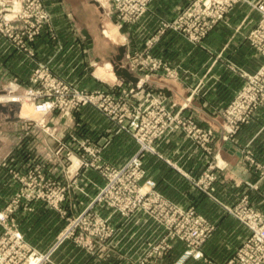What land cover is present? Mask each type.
Here are the masks:
<instances>
[{
  "label": "crops",
  "instance_id": "0c3cea01",
  "mask_svg": "<svg viewBox=\"0 0 264 264\" xmlns=\"http://www.w3.org/2000/svg\"><path fill=\"white\" fill-rule=\"evenodd\" d=\"M190 1L151 0L147 13L137 23L126 25L122 30L124 33L121 40L123 46L117 45L118 54L112 61V65L117 63L116 58L120 55V50H123L121 60L124 65L127 53L144 48L148 40L156 37L161 29V21L174 19ZM250 1L254 4L260 0ZM44 3L46 10L51 15V24L35 41L28 44L27 51L16 49L9 40L0 36V73L2 74L0 91L8 90L11 95L22 94L28 86L34 69L39 64L48 65L59 79L74 84L79 89L106 90L105 82L100 79L99 74L97 75L99 67L102 68V66L97 67L100 59L98 56H93L90 36L86 31H83L86 38V42L83 43L77 34L75 25L66 21L67 13L64 10L62 13L65 20H55L56 13L52 12L51 6L55 5L60 10L59 0H44ZM253 4L241 3L237 5L229 14L227 21L218 25L205 38L203 49L194 46L176 32H169L159 37L154 53L166 60L171 67L176 68L181 73V78L184 77L185 80L189 78V80L178 82L165 79L161 73L151 75L148 79H150V86L152 84L153 89L139 91L140 103L144 101L142 96L146 92L152 93L161 100V89L169 98L168 103L171 100L181 105L184 104L185 98L190 96L196 100L194 105L192 103L189 107L187 113L193 116L201 126L213 129L218 135L222 117L215 114L227 106L243 82L237 73L229 69L227 62L249 73H255L262 63L261 56L248 40L249 34L255 29L261 18ZM114 26L119 30L116 25ZM108 65L111 68L110 64ZM107 71L109 72L108 77L115 79V84L121 83L131 87H136L141 77L139 73L128 71L131 78L138 80L137 83H133L126 78L117 76L114 73V67L113 70L107 68ZM148 79L145 80L146 86ZM161 82L163 83L162 88ZM16 83L20 84L18 90L14 89ZM3 94L0 93V96ZM129 98L131 103L138 104V99H135L134 96ZM0 104H17V106L8 107L7 113L2 115L0 120V135L5 136L3 138L0 136V188H4V191L9 190L0 192V206L4 207L7 202L5 200L11 199L18 183L14 180L9 168L3 166L2 162L9 158H14L16 162H22L26 158L22 150H18L16 147L7 148L6 140L9 139V136H21L20 140L26 137L23 131L24 126L29 124L27 119H32L27 118V113H35L29 105L16 103L12 99ZM12 112L13 115H11ZM77 112L78 119H75L72 113L68 117L50 115L47 126H51L54 132L59 130L60 132L55 133V136L64 142H74L80 146L86 144L90 147L102 145L104 149L101 153V164L121 167L134 155L137 149L136 142L128 134L117 133L115 125L110 119L90 106L83 107ZM201 116L205 118V123L199 121ZM211 119H218L220 124L217 126ZM45 135L47 141H52L49 131ZM168 142L174 148L173 150H170L167 145L165 146ZM226 145L220 157L222 162L227 164L228 169L219 173V181L214 185L215 187H212L214 196L226 204L234 205L242 196L247 195L255 208L264 211V180L249 168L243 158L245 149H249L251 153L254 155L256 153V156H260L264 160V108L253 116L249 125L239 131L235 144H228L229 148H226ZM192 147L184 135L173 133L167 135L159 145L160 152L163 150L161 153L174 164L173 166L162 161L156 156L157 154L146 155L144 158L145 178L155 183V190L164 201H172L183 208L200 207L205 205L204 203H211V200L204 197L186 178L187 175L198 177L205 168L207 160L204 151ZM66 153L65 149L61 156L66 157ZM48 157L53 162L60 160L59 155L52 154ZM39 158L42 159V157ZM57 166L56 163L52 167L48 165L49 170L46 173L50 177L69 175ZM105 183V179L95 169H83L76 176L72 185V189L75 191L73 197L81 200L80 190L83 193L85 191L84 194L86 191L91 194L92 190L98 191ZM70 198L68 197V199ZM37 205L39 208L44 206L42 203ZM107 214H109L111 226L116 230V237L111 239L113 242L109 246L110 255L121 259L122 264H161V243L165 235L162 233L161 227L150 216L140 213L133 215L132 218H127L114 210H110ZM156 246L160 248L159 251L155 250ZM74 257V252L71 256L67 253V258ZM90 257L83 264L107 263Z\"/></svg>",
  "mask_w": 264,
  "mask_h": 264
},
{
  "label": "built area",
  "instance_id": "2783aa9c",
  "mask_svg": "<svg viewBox=\"0 0 264 264\" xmlns=\"http://www.w3.org/2000/svg\"><path fill=\"white\" fill-rule=\"evenodd\" d=\"M113 3L116 12L119 14V19L127 23L126 25H131L137 23L147 13L151 0H113ZM241 3L253 4L250 0H195L175 21H163L156 37L148 40L140 51L126 55L125 67L130 72L141 75L136 87L120 83L114 84L112 91L107 89L80 90L72 84L61 81L48 65L39 64L34 69L25 91L22 94L14 95L17 96V102H28L34 105L35 112L42 117L52 113H58L61 117H68L73 111H79L83 107L90 106L113 121L117 133H125L135 139L141 146L140 151L119 168L101 164L102 146L93 145L90 147L79 144L76 154L66 150L65 160L70 161V164L65 168L60 159L61 169L64 173L77 175L86 168L98 171L107 178L105 179L106 185L102 187L103 189L97 198L98 201H106V198H109L111 208L113 207L114 211L122 213L126 217L143 212L159 220L160 222H157L161 224L163 221L161 220V207L168 209L170 217H167L166 220L170 223L181 222L180 238L190 243L188 247L190 251H187L186 258L194 255L195 249L192 248L191 243L199 236H203L202 240L205 237H210L212 226L209 224L208 226L202 218L198 220L192 211L185 212L167 205L161 195L155 191L153 181L142 182L146 175L143 155L144 153H154V150H148L147 144L158 137H162L172 128L187 126L185 129H187L188 135L193 140L197 139L200 142L202 140L208 142L213 137V132L197 128L192 120L186 119L181 113L173 114L172 111L168 110L166 104H163L162 99L165 97L162 95L160 100L152 93L146 92L142 96L144 102L141 104L130 103L129 97L134 96L136 90L148 89L145 80L151 75L161 73V75L167 74L170 78L177 79V71L172 70L166 61L154 53L155 44L159 37L163 36L165 30H174L186 37L190 43L201 45L209 33L225 22L231 11ZM259 3L258 1L257 5ZM253 7L256 9V3L253 4ZM258 9L264 18V8L259 6ZM50 24L51 15L46 10L42 0H0V36L9 40L10 43L13 42V46L18 50L27 51L28 44L35 41ZM263 29L264 19L248 36L253 48L263 55L260 68L255 73H247L235 66H228L243 79V85L236 92L231 102L220 110L225 123L223 139L226 143L233 142L235 135L239 133L241 128L249 125L253 116L264 108V46L259 40ZM19 87L20 85L17 84L14 89L18 90ZM36 125H40L43 131L47 132L44 120H40ZM60 143L62 147L52 154L60 156L62 149H67L62 142ZM220 156V152H217L215 158H221ZM244 157L251 164H256L253 166L260 172V179H264V164L256 162L254 157L250 155L245 154ZM26 159L27 161L16 162L12 158L2 162L3 166L9 168L20 188L37 186L33 181L34 177L38 175L43 177V174L49 170L48 165L40 163L36 157L28 155ZM224 164L222 168L227 166L226 163ZM215 179L214 175L205 174L204 180L195 183V185L200 189L207 190V194L215 199L208 192L210 187H206ZM47 184L50 185L51 183ZM21 198L17 194L13 201L0 212V227L4 231L0 238V245L3 243L10 245V250L7 252L4 250L5 247H0V264H6L7 255L17 254L19 250L23 251L20 254V260L25 259L26 254L22 256V253L29 254L27 264H49L51 253L67 236H62L47 254L30 253L29 250H25L26 247L20 233L9 227L11 216ZM234 206L232 208L225 206V209L243 223L249 229L250 234L236 251L234 257L224 264H264V212L251 206L247 195L242 196ZM203 222L206 227L202 224ZM108 228L109 230L104 234L97 233L93 237L90 236V240L102 244L107 237H111L114 232L116 233V230L110 225ZM97 239H102V242H97ZM82 241L85 244L86 236L83 237ZM99 246L102 247V245ZM159 249V247L155 248L156 251ZM194 256L195 259L199 258L198 254ZM13 263L19 264L17 260ZM174 264H185V261L179 260Z\"/></svg>",
  "mask_w": 264,
  "mask_h": 264
},
{
  "label": "rangeland",
  "instance_id": "374dc122",
  "mask_svg": "<svg viewBox=\"0 0 264 264\" xmlns=\"http://www.w3.org/2000/svg\"><path fill=\"white\" fill-rule=\"evenodd\" d=\"M194 1L195 0H191L188 3V5H186L174 19L166 20V22L175 21L179 17V15L186 8H188L190 4ZM59 2H60L59 6L61 7L60 10L55 5L51 6V9H53L52 12L56 13L55 20L56 21L65 20L64 19L65 17L63 16L62 13V10H64L65 13H67L66 21L68 20L69 22L75 25V28L77 29V34H79V37L80 39H82L83 43L86 42V38L82 32L86 31V33L90 36V39L92 41L93 56L95 57L98 56L100 59V62L97 65V67L102 66V68L99 67L97 71V75L99 74L98 76L100 77V79L105 82V87L107 88V90L112 91L116 81L113 77H108L109 72L107 71V68L113 70L112 61L114 60L115 56L118 54L117 45H122L121 40H122V36L124 35L122 30L124 29L127 23H124L121 19H119V14L115 10V5L113 3V0H59ZM259 2L260 3L258 5L256 2V11H259L258 9L259 6L262 9L264 8V0H260ZM42 3L44 6H46L44 0H42ZM260 16H261L260 21L262 22L264 19L262 12L260 13ZM260 21L256 25L255 29L259 25ZM162 22L163 21H161V23ZM114 25H116V27H118L119 30H117ZM164 32L165 33L162 35L175 31L165 30ZM177 34L181 35L179 33ZM184 38L186 39V37ZM259 40H261L264 46V29L261 30V36ZM11 44L14 45L13 42H11ZM194 46L203 49L204 41L203 43H201V45H194ZM257 53L261 56V58L263 57V55L260 52ZM124 59L126 62V58ZM122 62L123 61L121 60V63ZM125 62L124 65L123 63L121 64V67L126 66ZM262 62H263V58H262ZM108 64H110L111 68H109ZM105 65L106 67H104ZM230 65L232 64L230 62H227V66ZM169 66L171 67L170 64ZM171 68L172 70L177 71L176 68L173 67ZM246 72L249 73L248 71ZM177 74H178L177 79L170 78V76H168L167 74L161 76H164L165 79H169L171 81L187 82L189 80V78H187L186 80L184 77L181 78V73H179L178 71ZM239 78L242 79L240 76ZM29 81L27 85H29ZM162 85L163 83L161 82V88ZM74 86L77 88L76 85ZM151 86H150V79H148L147 87L153 89ZM161 95L165 97V99L164 98L162 99L163 104H166L168 110L172 111L173 114L181 113L183 117H185L186 119L192 120L197 126V128L202 130H211L213 132V137L208 142H204L203 140L200 142L197 139L193 140L188 135L187 129H185L187 126L185 127L182 126L181 128L170 129L162 137H158L154 141H151L150 143L147 144L148 150L149 151L154 150V153H144L143 163L146 155H155V154H157L156 156H158L162 161L166 163L170 162V160L167 157H165L163 153H161L163 151L162 149H161L162 151L160 152L159 145L167 135L173 133L184 135L187 138V140L190 142L191 147L193 146L192 148L196 150L198 149L204 151L203 153H205V155L207 156L205 168L198 175V177H190L187 175L186 178L189 179L191 184L195 188H197L203 194L204 197L209 198L211 200V203H204L205 205L200 207L193 206V207L183 208L181 206L174 204L172 201L165 200V202L167 203V205H171L182 211L185 212L192 211L194 216L198 220H200L199 218H202L207 223V225L209 224L212 226L210 237L208 238L205 237L202 240L203 236H199V238H196L195 241L191 243L192 248L195 249L194 255L198 254L199 257L198 259H195L194 255L193 256L190 255L188 258H186L187 251H190V249L188 248L190 243L185 239L183 240L182 238H180L181 233L179 229L182 223L179 221L170 223V221L166 220L167 217H170L169 216L170 211L168 209H165L164 207H161V220H163L161 221V224L158 223L160 222L159 220L155 219L154 217H151L158 224V226L161 227L162 233L165 235V238L161 243V264H174L176 261L179 260L185 261V264H224L225 262L229 261L234 257L236 251L240 248V246L244 243V241L248 238L250 234L249 229L225 209V206L232 208L234 205L226 204L223 202V200L217 199L212 191V187H215L214 185L219 181L218 180L219 173H223L228 169L227 166L222 168L225 164L222 162L221 158L216 159L215 155L217 154V152L223 154L226 144L227 145L228 143L231 145L235 144L237 142L238 134L235 135L233 142L226 143V141L223 139V134H225V123L220 111H218V113L216 112L215 115H219L222 117L221 124L219 123L220 121L218 119H211L214 120L217 126L220 124V130L218 132V135H216L213 129L201 126L199 123L195 121L193 116L187 113L189 107L192 105V103L194 105V101L196 99L187 96L185 98V101L183 102L184 104L179 105L171 100L168 103L169 98L163 93L162 89H161ZM2 96L6 97L7 99H13V98L17 99V96L10 95V92L8 90L5 91ZM134 98L138 99V104H141L140 103L141 99L138 94H135ZM233 98L234 96L230 99L228 104L231 102ZM16 103L22 105L23 104L29 105L35 114L27 113V118H32V119H27L29 124H27V126H24L23 131L26 136L24 137L25 139L23 138L20 140L21 136L18 135L13 137L9 136V139L6 140L7 148L16 147L18 150L23 151V155L25 157H28V155H31L32 157H36L40 163L49 165V167H52V165L56 163L58 165L57 167L61 169L62 166H60L59 163L60 160L58 162H53L49 159L48 156L52 155L53 152H56L62 147L60 142H62L65 145V147L67 148L66 150H69L75 154L77 153V149L79 148L78 147L79 145L74 142H64L61 138L55 136V133L60 132L59 130L54 132V129L51 128V126H47L48 118H50V115L60 116V114L52 113L42 117L35 112L34 105H32L31 103L28 102H16ZM77 111L78 110L72 112V116H74L75 119H78ZM40 120H44V123H46L45 126L47 128V132L49 131V137L52 139V141H47L45 135L46 132L43 131L40 125L39 126L36 125V123H39ZM199 121L205 123V118L201 116L199 118ZM2 135H0L2 138L5 137ZM84 145L87 146L86 144ZM136 145H137V149L134 155H136L141 149V146L140 144H138V142H136ZM166 145L167 147H169L170 150L174 149L171 147V144H169V142L165 144V146ZM101 146L102 145H99V147ZM62 150L65 151L64 149ZM245 154L254 157L253 159L256 162H261V163L264 162V160L260 156L259 157L256 156V153L254 155L253 153L250 152L249 149H245L244 155ZM39 157H42V159ZM243 158L245 157L243 156ZM10 159L12 158H9L8 160ZM60 159L63 161V166L67 168V166L70 164V161L65 160V157L61 155H60ZM23 160L27 161L26 158H24ZM245 160L251 170H253L257 174H260V172L257 171L253 166L256 165L255 163L251 164V162L248 159ZM104 165L110 166L109 164H104ZM170 165H174V164L171 163ZM205 174H212L216 178L209 186H206L207 188L210 187L208 192H210L215 199H212L207 194V190H205L204 188L200 189L195 185V183L204 180ZM78 175L75 173L74 174L69 173V175H60L56 177H50L48 173H44L43 177L38 175L33 179V181L37 186H25L23 188L17 186L15 193L13 194L11 199L5 200L7 202L4 207L2 206L3 208L0 206V212L3 211L6 208V206H8L13 201V199L16 197L17 194L22 197L18 206L15 207L16 210L11 216V222L9 227L13 231L20 233L23 244L26 247L25 250H29L30 253H39L43 255L47 254V252H49L50 249L53 248V246L58 242V240L62 236L64 235L67 236V238L64 239L59 244V246L51 253V257L48 262L49 264H83L84 261H86V259H88L89 256L94 257L100 260L101 262L105 261L104 263L107 262L106 264H122L123 261H121V259H119L118 257H114L113 255H110L109 252V246L113 242L111 239L116 237L115 232L111 237H107L103 242L101 241L102 239L101 240L97 239V242H102V244L98 243L99 245H102V247H100L99 245L97 246V243L90 240L89 238L90 236L93 237L94 235H97V233L104 234L107 232V230H109L108 226L109 225L111 226V223L109 221V214H107V212H109L110 210L113 211V207L111 208V206L109 205L110 202L109 198H106V201L108 202L104 200H102L101 202L98 201L97 198L99 196L100 191L103 189L102 187L98 191L92 190L91 194H89L88 191H86V194H84L85 191L83 193V191L80 190V194L82 193L80 197L81 200L74 199L73 196L75 194V191H73L72 185L76 179V176ZM101 176L104 179H107L103 175ZM146 180L148 179L144 178L142 182H145ZM47 183H51V184L48 185ZM8 191H4V188L2 189L0 188V192H8ZM88 194H89V198H88ZM68 197L71 198L68 199ZM38 203H42L44 204V206H40L39 208L38 207L39 205H37ZM251 206L253 205L251 204ZM253 207L251 208L253 209ZM255 209L259 210L257 208ZM42 210L43 212H41ZM140 213L143 212H138L133 215H137ZM133 215L132 216L130 215L128 217L132 218ZM202 224L206 227L204 222ZM3 234L4 231L0 227V238L2 237ZM84 236H86L85 244H83L82 241ZM91 241L93 242L92 244ZM11 245H13V243H11ZM0 247H5L4 250L6 252L10 250L9 244L3 243L2 245H0ZM98 247L101 249H99ZM21 252L23 251L19 250V253L17 254L12 253L10 255H7L6 264H14L13 261L15 260H17L19 264H27V259L29 254L26 252L22 253V256L26 254L25 259L20 260ZM73 252L75 253V257L67 258V253H69V255L71 256Z\"/></svg>",
  "mask_w": 264,
  "mask_h": 264
},
{
  "label": "water",
  "instance_id": "95a60500",
  "mask_svg": "<svg viewBox=\"0 0 264 264\" xmlns=\"http://www.w3.org/2000/svg\"><path fill=\"white\" fill-rule=\"evenodd\" d=\"M97 4V3H96ZM90 42V40H89ZM122 51L120 50V55L116 58L117 59V63H113V67H114V73L119 76V77H123L126 78L129 81H132L133 83H135L137 81V79L131 78L130 73L128 72L127 68L121 67V59H122ZM2 76V74L0 73V77ZM0 93H4V91H0ZM8 105V106H7ZM7 105H3L0 104V117L2 115H5L7 113V109L8 107H14L17 106V104H7ZM19 106V105H18ZM11 115H13V112L11 113ZM230 145H226V148H229ZM233 150V149H232Z\"/></svg>",
  "mask_w": 264,
  "mask_h": 264
},
{
  "label": "bare ground",
  "instance_id": "6f19581e",
  "mask_svg": "<svg viewBox=\"0 0 264 264\" xmlns=\"http://www.w3.org/2000/svg\"><path fill=\"white\" fill-rule=\"evenodd\" d=\"M111 36V35H110ZM138 81V80H137ZM137 81H136V83H137ZM67 83V82H66ZM68 84H70V83H68ZM17 85V84H16ZM73 85V84H72ZM138 85V84H137ZM78 88V87H77ZM79 89V88H78ZM80 90H83V89H80ZM99 90V89H98ZM101 90V89H100ZM93 91H95V90H93ZM140 90H136V92H135V94H138V95H140V92H139ZM9 99H7L6 97H4V96H0V103L1 102H5V101H8ZM12 101H14V102H17L18 100L17 99H12ZM143 103V102H142ZM179 128H181V127H179ZM169 164H171L170 162H168ZM173 166V165H172Z\"/></svg>",
  "mask_w": 264,
  "mask_h": 264
}]
</instances>
